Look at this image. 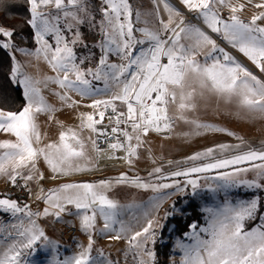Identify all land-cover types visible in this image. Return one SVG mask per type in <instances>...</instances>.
<instances>
[{"label": "snow or ice", "instance_id": "1", "mask_svg": "<svg viewBox=\"0 0 264 264\" xmlns=\"http://www.w3.org/2000/svg\"><path fill=\"white\" fill-rule=\"evenodd\" d=\"M190 10L196 11L200 15L204 24L222 36L233 48L238 49L253 64L264 72V28L257 25L258 20H264V13L256 16L250 23L243 22L235 13L242 10V6L236 7L231 4V0H181ZM30 5V20L28 23L35 29L36 43L40 48L35 53L26 49H18L24 55H34L37 59L41 56L51 65L54 71L63 73V78L47 77L45 84L51 82L58 84L61 88L75 92L83 98H92L97 94H107L109 90L108 80L116 83L120 88L118 93H113L109 100H94L88 105L93 109L111 108L116 112L115 101H120L127 106V113H119L109 120L115 121L117 127L111 129V133L118 131L127 139L134 138L126 130L119 129V125L131 122V128L135 133L137 141L134 147L131 143L127 146L119 139L111 143L113 150L124 148L128 156L136 155V147L143 143L141 136H146L150 130L156 132L168 130L173 122V117L169 115V106L177 103L178 111L181 112L180 119L196 124L197 128H211V125L200 124L196 121H188L183 115L185 111H194V103L197 95V87L201 89L203 96L204 89L214 92L217 95L226 97L229 101L233 96L240 97V104L251 111L264 114V80L259 79L249 69L237 61L232 55L225 52L223 48L217 46L216 41L207 35L201 28L188 25L182 26L181 19L176 27H172L174 16H181L178 9L172 6L168 0H156L157 8L163 3L164 10L168 13L167 21H159L158 30L141 28L138 31L144 39H137L133 32V11L129 0H101L102 19L99 24L103 40L100 44L101 58L99 66L95 72L91 69L87 73L82 71L76 63L77 57L73 47L69 46L62 29L61 20L75 21L76 24H83L80 14L88 15L89 22L95 18L88 12L87 0H28ZM217 5L229 7L233 15L229 17L230 22L220 18ZM48 8L54 6L57 13L49 18L41 7ZM264 8V4L257 5ZM62 14V15H61ZM140 13H136L137 22H140ZM69 31L72 24H65ZM170 33V35H167ZM0 35L7 37V40L0 39V50L6 53H13L17 46L12 43L13 32L4 27H0ZM46 36H52L55 40V48L49 44ZM80 40V33L77 30L75 38L71 41L75 45ZM188 41L182 43L181 41ZM137 45L140 47L138 48ZM144 45H148L144 47ZM86 47V45H85ZM210 47V51L204 56L203 62L197 59L202 54V49ZM109 54L118 56L126 61L122 64H109L107 58ZM11 59L15 61V56ZM166 62H163L165 61ZM83 63V58L80 61ZM74 75L75 79H69ZM91 76L94 80L105 81L104 89L94 88L92 82L86 78ZM14 83L22 85L25 98V106L19 112L0 110V131L10 133L16 137V142L4 141L0 143V175H8L13 184L17 177L25 181L33 179L32 173L37 171V158L43 156L44 160L54 173L69 175L73 171L88 170L74 161L80 158L88 159L85 151V144L79 139V134L69 130L62 133L60 144H50L47 151L44 148L33 147V141L40 142V130L37 124L38 114L54 113V109L49 105L40 89L37 87L41 81L34 80L27 73L21 71L19 62H15L10 75ZM154 94V95H153ZM57 95H59L57 93ZM60 99L67 103L70 97L61 95ZM134 101V102H133ZM75 102L69 104L71 107ZM100 119L96 120L93 115H86L82 124L83 128L97 133L96 124L104 119V110L98 112ZM121 117H125L121 119ZM225 131L224 129H214ZM233 135L232 133H228ZM99 135H108L107 132H99ZM72 139L75 145L66 141ZM239 139V137H238ZM97 152L99 145L92 141ZM233 146L221 145L220 152L232 150ZM216 150L209 148L206 152L197 153L190 157L192 161L211 157L212 162L202 166L190 167L184 171H177L171 175L174 177H191L193 174L211 172L213 170L232 169L223 171L215 180L222 183L209 186L208 191L213 194L225 193V203L217 208L206 207L203 210L209 214L206 227L197 228L196 224L190 225L192 231L187 233L190 243L177 240L176 247L183 252L181 264H264V225L252 231H245V220L256 217L259 210V199L253 198L250 201H240L233 203L228 200L229 189L246 187L248 189H261L264 184L257 180H240L241 173L256 171L260 179H264V148L259 150L249 148L246 151L238 152L226 158H216L213 154ZM131 162V161H129ZM30 168V174L22 175L20 169ZM243 165H247L242 167ZM11 168V172H9ZM159 173L161 170H155ZM43 179V176H41ZM118 183H130L133 186L145 190L151 188L152 191L159 192L162 188H171L173 184L150 185L141 182L139 178L129 180L127 176H122ZM111 182H101L99 185L66 184L63 187L53 190L45 199L48 208L44 209L43 215H54L57 220L61 213L66 211L67 205H74L81 215L82 228L86 233L94 228L97 212L105 219V228H110L115 223L118 205L108 199L97 189L106 188ZM186 185L191 186L193 195L201 187L198 180L187 179ZM27 187V184L24 185ZM180 192L185 188L181 187ZM49 209L55 211L50 212ZM91 210V215H88ZM0 212L10 213L16 218L17 213H24L28 218L29 226L24 227L23 218H19V223L14 224L16 236L7 244V249L0 251V264H33L31 259L23 260L25 250L28 256H34L37 252L39 241H47L44 248L52 252L50 264H112L105 259H93L90 255L92 251L91 240L87 249H84L78 256L60 258L58 246L48 239L43 229L35 223L33 217H38L41 213H33L25 205L21 207L17 202L9 199H0ZM121 231H125L123 225ZM10 236L11 233H8ZM144 237L140 241V237ZM119 238V237H117ZM131 241H136L135 248H143L144 255L149 257V262L140 259L138 264H156V254L146 247L148 241L154 245L156 243V232L154 222L148 220L147 226L142 231H137ZM3 245H0L2 248ZM82 247V246H81ZM136 255H140L137 253ZM100 256L103 257L101 251Z\"/></svg>", "mask_w": 264, "mask_h": 264}, {"label": "rangeland", "instance_id": "2", "mask_svg": "<svg viewBox=\"0 0 264 264\" xmlns=\"http://www.w3.org/2000/svg\"><path fill=\"white\" fill-rule=\"evenodd\" d=\"M94 1L87 0L88 12L95 18L94 20L89 22L88 15L81 13V19L85 21L83 24H76L75 21L68 18L67 20L62 19L60 25L66 41L69 43V46L73 47V51L76 54L77 65L85 73H87L88 69H91L93 72L97 70L102 55L100 44L103 36L100 32L99 24L102 19L100 9L104 5L102 3L94 5ZM65 2L67 3V0ZM168 2L182 14L181 16L173 17L174 23L172 27H176V24L182 19L184 21L182 26L193 25L201 28L216 41L218 47L223 48L225 52L232 55L259 79L264 80V72H261L238 49L233 48L221 35L212 32L204 24L203 20L198 18L200 15L198 12V22H195L189 18L188 12L196 11H190L181 0H168ZM129 3L133 11V32L137 39L145 38L138 31L139 29L147 27L150 30H158L160 28L159 21L161 19L167 21L168 19V13L164 10L163 3H160L159 8H157L156 0H129ZM231 4L236 7L242 6V10L235 13V15L245 23H250L254 17L264 13V8L257 7V5L264 4V0H231ZM216 10L221 19L230 22L229 17L233 13L229 7L217 5ZM40 11L48 15L49 18L57 13V9L54 6H49L48 8L42 6ZM137 12L141 14L140 22H137ZM224 12L228 13V15H225ZM65 24H72V29L69 31L64 27ZM257 25L264 28V20H258ZM0 27L13 32L9 27ZM77 30L80 33V40L75 45H72L71 41L75 38ZM33 31V39L26 40L24 44L16 42L12 37V43L17 46V50L9 54L15 56L13 65L15 62H19L22 72L27 73L34 80L41 81L37 87L49 105L58 107L69 104V101L65 103L60 99L61 95L71 96L77 102L82 100L94 102L96 99L109 100L112 98L113 93L120 91L116 83L110 79L108 80V93L97 94L92 98H83L75 92L61 88L55 83L49 82L45 84L44 81L47 77L55 78L59 75L63 78V73L54 71L43 56L37 59L34 55H24L18 50L22 48L35 53L40 48V45L36 43L35 29ZM167 35H170V33ZM219 37L222 39V43L217 41ZM0 39L7 40L8 38L0 35ZM45 39L55 48L54 37L46 36ZM181 42L188 43V41L183 40ZM147 46L144 45V47ZM137 47L139 48L140 46L137 45ZM210 50V47L203 48L202 54L197 59L203 62L204 56ZM82 58L83 63L80 62ZM107 62L117 65L126 63V61L121 60L114 54L108 55ZM86 78L92 82L94 88L104 89L105 81L103 79L94 80L91 76H86ZM69 79L74 80L75 76L70 75ZM15 85L23 91L22 85L17 83ZM196 87L197 95L194 100L196 108L194 111H185L183 115L187 117L188 121L211 125V128H197L196 124L180 119L181 112L177 108L179 103V99H177L176 104L169 106V115L174 120V129L170 135L162 137L151 132L147 136L141 137L143 143L139 147H136V155L128 156L131 162L128 161L127 166H118L103 171L96 170L86 180L78 182L65 181L66 183L62 184V186L59 181L54 180L50 184H44L42 191H39L37 188L35 199L30 200L28 199L29 196L26 198L24 204H28L27 201H29L31 211L33 213H41L40 216L33 217L32 219L35 220L39 228L43 229L48 239L58 246L61 259L78 256L84 249L88 248L91 237V240L94 241L90 253L93 259L106 258L112 264H138L140 259L149 262V257L144 255L143 248L133 247L136 241H131V237L137 231H142L147 226L148 220H152L156 232V243L153 245L151 241H148L146 247L155 252L156 264H181L183 252L176 247V241L180 240L184 243H190L187 236V233L192 231L190 225L196 224L198 229L207 226L209 214L203 209L206 207L218 209L223 206L226 202L225 193L213 194L208 191V187L222 183V181L215 180L214 177L223 171H232V169L213 170L211 172L193 174L191 177H174L171 174L212 162L211 157L196 161L189 159L197 153L206 152L209 148L216 150L213 154L216 158L230 157L249 148L257 150L264 148V114L251 111L242 106L240 104V97L238 96H233L229 101L226 97L217 95L207 89L202 90L204 94L201 96L199 94L201 89L198 86ZM115 105L121 112L126 111V106L121 102L115 101ZM214 129H224L225 131H216ZM129 133L134 138L130 142L127 141V144L131 143L135 147L137 144L135 133L133 131H129ZM228 133H232L233 135H229ZM221 145H229L233 146V148L229 151L220 152L219 148ZM166 158H171V161L164 163L162 160ZM244 166L247 165H243L242 167ZM147 167L153 169L146 171ZM157 168L161 170L159 173L155 171ZM122 176H127L129 180L139 178L141 182L150 185L167 183L175 186L162 188L159 192H155L151 188L145 190L130 183H118L117 181ZM189 178L198 180L201 185L196 190L195 195H193L191 186L185 183ZM238 179L257 180L259 183L264 184V179H260L256 171H250L246 174L241 173ZM101 182L111 183L108 187L97 189V191L118 205V214L115 217L116 222L112 223L110 228H105V219L97 212L94 228L90 229L89 233H86L81 224L83 210H80V214L78 215V210L74 205H67L66 211L61 213L59 220L54 215H43L44 209L49 207L45 203V199L53 190L70 183L99 185ZM181 187L185 188L184 192L179 191ZM18 198L25 199L21 196ZM18 198L16 196L8 197L0 195V199H9L24 207L25 205L20 204ZM30 198L32 199L31 196ZM227 198L234 204L258 198L260 206L256 217L251 220H245L244 228L245 231H252L264 225V188L248 189L246 187H237L229 189ZM49 211L55 210L49 209ZM87 214L91 215V210H88ZM19 218H23L24 227L29 226L28 218L24 213H17L16 218H13L10 213L0 212V245H3L0 251L6 250L7 244L13 238L20 239L16 236V229L13 227L14 224L19 223ZM65 224L76 226L80 231L79 236L73 240L62 238L60 231ZM122 225L125 231H121ZM8 233H11V235L9 236ZM143 239V236L139 238L140 241H143ZM46 243L47 241L43 240L38 242L36 246L37 252L34 256H28L27 252L30 250H25L22 259H31L33 264H50L52 252L44 248ZM101 251L103 252V257L100 256ZM137 253H140V255H136Z\"/></svg>", "mask_w": 264, "mask_h": 264}, {"label": "crops", "instance_id": "3", "mask_svg": "<svg viewBox=\"0 0 264 264\" xmlns=\"http://www.w3.org/2000/svg\"><path fill=\"white\" fill-rule=\"evenodd\" d=\"M101 0H95L94 5H100ZM191 13V12H188ZM24 95V94H23ZM70 97L69 104H72L74 99ZM71 107L69 104L65 106H52L56 111L54 113H43L38 114L37 116V124L39 125L40 130V142L36 143L33 141V147L40 149L44 148L47 151H51L47 148L50 144H60V136L62 133H68L69 130L76 132L79 134V139L82 140L85 144V151L88 159H77L74 161V164H79L81 167H85L88 170L85 171H73L69 175H62L59 173H54L51 168L48 166L43 156L37 158L36 161V169L35 173H32L33 179L30 181H25L20 177H17V184L20 188L23 189H39L42 191V186L44 184H50L54 180L59 181L60 185L66 183L65 181L78 182L86 180L89 175L96 172V149L93 147L92 141L95 140L96 133H93L91 130L87 128H83L82 124L84 122V117L86 115H93L95 118V109L88 107V105L93 104L94 102H86L82 101H74ZM2 110V109H0ZM5 111V110H4ZM19 112V111H18ZM4 141L16 142V137L10 133L0 131V143ZM69 144L75 145V141L69 139L66 141ZM3 150H0L2 152ZM156 157V156H155ZM157 158V157H156ZM164 163H168L171 161V158H166L162 160ZM31 165L28 168L20 169L22 175L27 176L30 174ZM147 167L145 170L149 171L153 168ZM9 172H11V168H9ZM43 176V179H41ZM12 183L8 175H0V188L5 187ZM58 183V184H59ZM27 184V187L24 185ZM73 184V183H70ZM41 194V193H40ZM10 197V196H8ZM18 198V197H17ZM25 199L18 198L20 204H24L27 197ZM30 199V197L28 198ZM28 204H24L29 206ZM1 225V224H0ZM73 240V239H71Z\"/></svg>", "mask_w": 264, "mask_h": 264}, {"label": "built area", "instance_id": "4", "mask_svg": "<svg viewBox=\"0 0 264 264\" xmlns=\"http://www.w3.org/2000/svg\"><path fill=\"white\" fill-rule=\"evenodd\" d=\"M224 14L228 15V13H225V12ZM197 15H198L197 12H191L189 13V18L193 19L195 22H198ZM217 41L222 43V39L220 37L217 39ZM163 62H166V60ZM100 110H104V119L101 123H98L95 125L96 128L98 129V132L95 135V141L99 145V148H100L99 152L96 151V169L97 171H103V170L118 167V166H127L128 161H129L127 151L124 148H121L119 150H113L110 147V144L116 142L117 139H119V141L122 144H125V146H127V139L121 134L120 131H118L115 134L111 133V129L113 127H117V125L115 124L114 119L110 121L109 117H115L119 113H121V111L116 108V112L114 113L111 108H108L105 110L103 109V106H101L100 109H95V119L96 120L100 119L99 114H98ZM123 113H127V106H126V111ZM124 118L125 117H121V119H124ZM118 127L121 130H126L128 132L132 131L130 121L127 124L122 123ZM173 129H174V120L171 124L170 129L160 131V132L150 130L148 134L151 132H154L162 137H168ZM99 132H107L108 135L106 136L99 135ZM141 137L143 138L145 136H141ZM35 191H36L35 189L29 190V189L19 188L16 182L15 184L10 183L9 185L5 187L0 188V195L16 196V197H19V196L21 197L29 196L30 197L31 196L32 199L30 198V200H33L36 198ZM60 233H61L60 235L62 238L70 240V239L77 238L80 234V231L76 226L72 224H65L63 228L61 229Z\"/></svg>", "mask_w": 264, "mask_h": 264}, {"label": "trees", "instance_id": "5", "mask_svg": "<svg viewBox=\"0 0 264 264\" xmlns=\"http://www.w3.org/2000/svg\"><path fill=\"white\" fill-rule=\"evenodd\" d=\"M30 18L28 0H0V26L11 28L13 39L20 44L34 37L28 23ZM12 68L11 55L0 50V109L18 112L25 106V98L22 89L10 78Z\"/></svg>", "mask_w": 264, "mask_h": 264}]
</instances>
